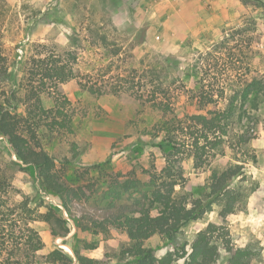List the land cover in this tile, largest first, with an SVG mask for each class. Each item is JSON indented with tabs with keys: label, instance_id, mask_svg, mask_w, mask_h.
<instances>
[{
	"label": "rangeland",
	"instance_id": "374dc122",
	"mask_svg": "<svg viewBox=\"0 0 264 264\" xmlns=\"http://www.w3.org/2000/svg\"><path fill=\"white\" fill-rule=\"evenodd\" d=\"M53 65L64 69L65 83L45 80ZM0 80V106L26 118L21 133L29 145L48 153L64 183L85 194L65 209L0 136V207L25 200L38 214L58 208L65 224L54 226L70 232L55 238L51 225L31 222L44 242L39 257L60 248L73 264L77 253L92 264H119L127 235L103 233L94 222L149 205L147 172L165 164L158 148L163 113L152 102L158 95L171 99L182 120L232 112L227 137L218 149L208 146L202 167L189 136L194 123L186 122L191 128L179 136L185 180L176 191L205 197L215 172L242 166L233 181L240 201L224 225L236 248L256 254L252 264H264V0H0ZM220 211L214 205L186 225L176 246L190 253L200 232L223 224ZM1 220L3 260L11 227ZM150 246L158 257L174 251L164 237ZM224 263L223 251L217 264Z\"/></svg>",
	"mask_w": 264,
	"mask_h": 264
},
{
	"label": "trees",
	"instance_id": "16d2710c",
	"mask_svg": "<svg viewBox=\"0 0 264 264\" xmlns=\"http://www.w3.org/2000/svg\"><path fill=\"white\" fill-rule=\"evenodd\" d=\"M55 77L62 80V84L67 79L64 69L55 65L45 70V80H54ZM2 82L3 80H0V86ZM164 83L159 80L160 86ZM1 91L3 90L0 87ZM249 95L246 94L245 98ZM14 97L16 91H12L7 99L12 101ZM152 102L153 107L163 113V121L158 130L159 134L165 135V138L158 144V148L165 155V164L161 172L156 174L147 172V181L143 186L149 189L148 193L144 194L145 201L149 205L139 203L138 209L134 212L121 213L102 222L95 221L94 226L103 233L114 228L127 235L129 242L120 253L119 264H175L180 260H185V264H217L223 251L224 264H252L256 254L248 249L236 248L229 230L224 225L226 219L235 213L240 201V195L233 188V181L242 176V166L231 167L221 173L215 172L211 177L210 192L205 197L189 200L179 196L176 191L185 180L180 159L185 143L181 142L179 136L186 133V129L191 128L186 127V122L194 123L195 132H190L189 136L194 140L195 165L202 167L210 158L207 153L208 146L209 150L218 149L223 144L224 137H227L232 112L210 111L207 114L187 115L182 120L175 113V104L170 98L155 95ZM169 114L173 117L167 118ZM25 120L26 118L0 106V136L8 142L13 154L21 162L38 171L44 188L57 195L64 208L69 210V204L74 199L80 200L85 196L83 188L76 190L68 187L53 158L45 151H36L29 145L30 143L21 133ZM214 205L221 208L220 217L223 224L211 223L205 231L200 232L190 253L185 248L176 246L174 241L181 230L186 225L201 220L213 210ZM154 209H157V215L152 214ZM58 212L61 210L52 207L47 213L38 214L37 209L31 208L25 200L9 208L2 209L1 206L0 217L5 219L1 221L9 223L11 231L8 233L6 243L9 246L6 248V256L3 260V249L0 247V264H73L72 258L60 248L51 251L44 258L39 257V253L44 250V242L38 231L31 227V222L48 223L52 226V235L55 238L65 237L70 233L69 230L66 228L64 233H60L54 226V222L65 224L62 218L57 217ZM23 220H26V225L24 229H20L19 222ZM156 237L168 239L174 246V251L158 257L157 250L150 246V241ZM77 258L79 264L94 263L78 253Z\"/></svg>",
	"mask_w": 264,
	"mask_h": 264
}]
</instances>
